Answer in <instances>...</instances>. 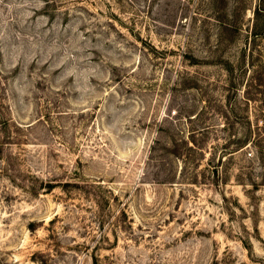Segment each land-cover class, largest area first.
I'll list each match as a JSON object with an SVG mask.
<instances>
[{
    "label": "rangeland",
    "instance_id": "obj_1",
    "mask_svg": "<svg viewBox=\"0 0 264 264\" xmlns=\"http://www.w3.org/2000/svg\"><path fill=\"white\" fill-rule=\"evenodd\" d=\"M0 264H264V0H0Z\"/></svg>",
    "mask_w": 264,
    "mask_h": 264
}]
</instances>
